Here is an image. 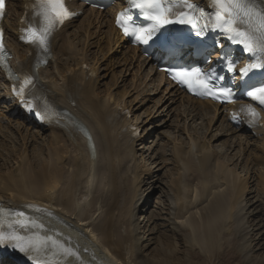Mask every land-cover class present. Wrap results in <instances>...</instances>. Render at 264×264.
Returning <instances> with one entry per match:
<instances>
[{
  "label": "bare ground",
  "instance_id": "1",
  "mask_svg": "<svg viewBox=\"0 0 264 264\" xmlns=\"http://www.w3.org/2000/svg\"><path fill=\"white\" fill-rule=\"evenodd\" d=\"M25 1L9 0V14L5 22L10 30L19 26V16L24 12ZM256 2L258 8H264V0ZM73 23L74 20L55 35L51 45L54 55L51 62L35 70L40 81L44 73L48 75V79L44 83L41 81L37 90L54 106L57 117L38 125L30 120L17 102L15 104L16 113L24 121L20 123L23 129L19 126L16 129L20 145L9 160L11 166L0 169V201L10 196V201H4V204L17 214V221L36 224L45 234L63 240L66 248L74 253L50 259L45 256V252L40 255L29 250L18 254L22 258L37 264H117L116 261L123 264L137 258L140 263L145 262L144 259L140 260L141 256L137 252L139 225L136 223L138 221H134V199L144 171L135 152L138 139L127 130L129 122L137 128L139 125L128 117V113L124 114L118 109L119 106L124 110L129 109L124 102V93L114 95L109 92L102 95L99 91L96 67L106 56H109V60L113 59L110 57L112 47L116 42L122 44L123 39L114 26L111 9L106 13L88 9L76 33L75 30L68 32ZM10 34H7V42L15 55L16 69L34 71V49L19 43ZM96 37L97 40L92 42ZM91 46L97 48L96 55H90ZM29 50L33 51L32 56L26 55ZM126 52L131 53V60L138 53L137 48L130 45L126 46ZM146 62L152 64V61ZM83 63L90 64L91 70L82 69ZM181 97L192 104L193 111L196 110L201 119L209 120L208 125L211 127L218 116V105L182 93ZM190 112L194 116L192 108ZM220 118L221 121L226 120L232 132L249 138L245 128H233L228 123L226 114L218 116ZM26 124H33L36 130L31 132ZM3 126L0 119V132ZM45 128L50 131L46 158L39 164H33V149L29 148V141ZM255 129L257 133L264 134L263 128ZM201 140L204 139H189L191 147L187 153L175 152L181 172L173 182L172 203L176 204L177 209L171 215L184 217V223L192 229L193 238L204 247L207 245L205 236L197 230L195 219L192 220L186 214L195 201L198 204L207 201L212 214L208 222L210 234L215 233L219 224L223 226L228 234H234L231 248L228 246V258L233 259L235 255L243 257L245 241L236 234L244 221L241 210L244 208L242 197L245 188L226 164L216 163V155L208 149L210 145ZM260 145L261 148H258L262 155L259 160L264 163V141ZM259 178L258 186L262 192L260 202L264 203V174ZM193 182L196 189L195 186L193 188ZM219 184L226 187L219 190L220 186L219 191H215L214 188ZM260 214L263 215L262 210ZM79 222L83 226L78 225Z\"/></svg>",
  "mask_w": 264,
  "mask_h": 264
},
{
  "label": "rangeland",
  "instance_id": "2",
  "mask_svg": "<svg viewBox=\"0 0 264 264\" xmlns=\"http://www.w3.org/2000/svg\"><path fill=\"white\" fill-rule=\"evenodd\" d=\"M82 19L76 21L68 32L75 30L76 33ZM96 40L97 37L91 41ZM112 49L110 57L113 59L109 60V56H106L96 65L99 91L102 95L109 92L114 95L124 93L123 98L129 107L130 119L141 129L140 140L135 143V152L144 171L137 197L134 199V221H138L136 223L139 225L137 252L141 256L140 260L144 259L145 262L140 263L137 258L138 263L135 260L123 264H264V203L260 202L262 192L258 186L259 177L264 174V163L259 160L262 152L258 146L263 143L264 135L247 132L250 135L247 138L232 132L228 129L226 120L221 121L218 116L209 127V120L201 119L196 110L193 111L192 104L184 100L161 72L154 70L143 57L137 54L131 60V53L126 52V47L118 42ZM89 52L90 55L98 53L94 46L90 47ZM57 60L59 61L60 57ZM42 79L45 82L48 75L44 73ZM2 83L0 75V96L5 91ZM8 105L6 112L0 113L1 124L4 125L0 132V169L11 166L9 160L20 145L16 129L24 122L16 113L13 103ZM191 108L192 113L195 112L194 116L190 112ZM26 126L30 127L31 132L36 130L33 124ZM49 132V129L45 128L34 138H30L29 148L33 149V164H39L46 158ZM189 139H204L207 145H210L208 149L216 155V163L226 164L245 188L242 197L244 208L241 210L244 221L242 220L241 229L236 234L245 241L243 257L235 255L233 259L228 258L234 234H228L223 226L219 224L215 233L210 234L208 222L212 214L204 199L201 204L193 200L195 202L187 209H190V212L186 214L190 215L192 220L195 219L197 230L205 236L207 245L204 247L195 241L192 229L185 224L184 217L182 219L171 215V212L174 213L177 209L176 204L172 203L173 182L181 172L175 152L178 150L177 152L187 153L191 147ZM39 149H42L43 153ZM194 186L196 189L195 182L193 188ZM225 187L219 184L214 190H224ZM193 195L192 191V199ZM4 200L10 201V196H6ZM261 210L263 215L260 214ZM67 219L71 220L69 217ZM73 220L75 221L74 218ZM78 225L83 226L81 222Z\"/></svg>",
  "mask_w": 264,
  "mask_h": 264
},
{
  "label": "snow or ice",
  "instance_id": "3",
  "mask_svg": "<svg viewBox=\"0 0 264 264\" xmlns=\"http://www.w3.org/2000/svg\"><path fill=\"white\" fill-rule=\"evenodd\" d=\"M212 2L215 7V12L213 13L215 19L210 21V23L227 34L230 40L242 45L245 51L253 55H256L259 51L264 55V8H258L256 0H212ZM183 3L189 9L195 8L194 5L188 4L187 0H183ZM4 6L5 0H0V15L3 14ZM136 6L141 9L146 18L156 22L153 25V30L160 24L169 23L170 17L177 14L173 11V7H179V5H173L172 0H138ZM37 15L43 21L41 28L37 29L30 25L28 28L23 29L25 35L21 36V39L31 44H38L46 53L48 52V37L52 28L56 23L63 22V19L69 15V12L65 7L64 0H40V10L37 12ZM179 16V23L190 25L193 29L197 28L198 19L183 11L179 12ZM127 23V20L117 18V24L123 28L126 35L130 31L129 27L126 26ZM205 27L207 25L201 26L196 34L202 35ZM131 32L135 34L137 41L147 43L151 39V32H149L146 38L135 27L131 29ZM257 32L259 33L258 36L255 35ZM3 51V45L0 44V61L3 60ZM229 69H231V65H229ZM241 71L246 75L248 70L242 69ZM173 78L178 83L186 86L190 91L193 88L200 91L201 94L212 91L208 78L199 71H176ZM31 83V78H26L18 94L23 95L25 88ZM217 91L226 99L232 98L231 89L221 88L217 89ZM248 95L264 104V87L253 89ZM249 111L255 117L254 110ZM11 239L12 237H9V242H11ZM15 239L16 242L11 243V246L18 248L21 252H28L29 250L40 252L43 247L47 246V242H51L52 247L58 251H62L67 255L74 254L70 248L58 244L51 237H46L43 244H34L31 241L26 244L23 238L18 236ZM3 244H5V235L0 233V245Z\"/></svg>",
  "mask_w": 264,
  "mask_h": 264
}]
</instances>
